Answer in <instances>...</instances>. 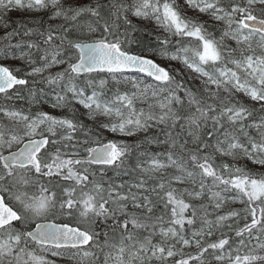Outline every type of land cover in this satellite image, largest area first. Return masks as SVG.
<instances>
[{"label": "snow or ice", "instance_id": "obj_1", "mask_svg": "<svg viewBox=\"0 0 264 264\" xmlns=\"http://www.w3.org/2000/svg\"><path fill=\"white\" fill-rule=\"evenodd\" d=\"M0 264H264V0H0Z\"/></svg>", "mask_w": 264, "mask_h": 264}]
</instances>
